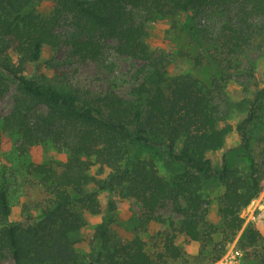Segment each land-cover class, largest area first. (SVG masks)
<instances>
[{"label": "trees", "instance_id": "trees-1", "mask_svg": "<svg viewBox=\"0 0 264 264\" xmlns=\"http://www.w3.org/2000/svg\"><path fill=\"white\" fill-rule=\"evenodd\" d=\"M0 0V98L16 88L0 128L21 140L23 149L49 144L67 154L64 162L29 163L28 175L43 190L39 213L10 220L8 187L0 182V259L13 264H216L240 233L237 247L250 264H264L252 253L262 237L240 212L258 197L264 183V87L231 101L224 93L234 61L246 51L264 54V0ZM185 16L180 28L200 48L197 65L217 71L208 82L189 75L169 77L167 59L145 42L146 25ZM208 18L207 26L194 21ZM200 23V22H199ZM199 27V26H198ZM141 62L127 98L113 90L93 92L54 86L25 74L43 50L68 49L79 62L97 61L106 45ZM245 113L235 127L229 119ZM240 138L246 169L220 170L210 153L228 134ZM148 151V156L143 152ZM165 155L179 172L165 179L155 156ZM97 167L100 174L91 171ZM106 172V174H104ZM103 175L102 178H99ZM220 186L218 224L207 220V194ZM100 191H117L139 210L136 226L158 221L171 207L179 217L145 241L140 231L118 236L104 218L87 248L76 235L84 213L99 215ZM110 204V210L113 208ZM182 235L198 242L188 255L176 243ZM217 236V237H215Z\"/></svg>", "mask_w": 264, "mask_h": 264}, {"label": "rangeland", "instance_id": "rangeland-1", "mask_svg": "<svg viewBox=\"0 0 264 264\" xmlns=\"http://www.w3.org/2000/svg\"><path fill=\"white\" fill-rule=\"evenodd\" d=\"M37 11L43 15L48 13L49 5L45 0H40ZM185 21L184 15H179L173 20H156L147 23L145 42L149 49L166 57V71L169 77L189 75L202 81L208 82L217 76V71L206 61L197 65L195 59L200 56V48L192 43L186 33L180 28ZM200 22V23H199ZM210 20L202 17L194 21L197 28L207 26ZM113 43L109 42L101 58L97 61L79 62L71 57L65 47L55 50H43L38 62L27 67L25 72L28 76L54 85L70 88H81L93 92H104L113 90L119 96L127 98L135 84L136 71L141 62L117 55L112 49ZM239 66V72H232L230 79L225 83L224 93L231 101H239L251 97L255 90L264 87V54L256 51H246L242 56L234 59ZM17 91L11 85L9 92L0 98V118L7 115L13 106V98ZM245 117V113H234L229 119L230 124L235 125ZM0 128V182L8 187L9 204L11 208L10 220L12 222H23L28 216L39 213V203L43 198V190L37 180L28 175L29 163L64 162L67 154L55 150L49 144H41L31 147L25 151L21 140L16 136L4 133ZM240 138L233 130L227 135L223 147L209 154L213 167L220 170L223 157L226 156L228 164L238 169H246L247 163L242 157L240 149ZM148 151L143 156H148ZM159 174L165 179L179 172V167L171 163L165 155L153 157ZM92 173L97 172L95 167ZM106 174V172H104ZM100 175L99 178H102ZM222 188L216 186L207 194V220L218 224L217 198ZM101 207L99 215L84 213L86 224L76 235L79 243V252L84 251L93 240L92 235L95 227L104 218L112 223L110 227L118 236L130 238L133 231H140V236L145 241L157 231L165 230L166 224L177 222L179 217L174 214L171 207L164 208L157 213L158 221L150 223L146 227L136 226L139 216L137 206L120 197L117 191H100L97 196ZM113 208L110 210V204ZM244 219V226L252 224L260 233L262 241L259 247L252 250L264 254V183L258 197L250 202L240 212ZM228 244L225 254L216 264H250L246 256L237 247L239 237ZM217 237V236H215ZM176 243L188 255H194L199 248L198 242H193L182 235L176 239ZM0 264H13L9 257L0 259Z\"/></svg>", "mask_w": 264, "mask_h": 264}]
</instances>
